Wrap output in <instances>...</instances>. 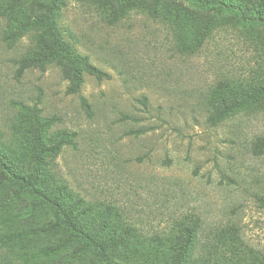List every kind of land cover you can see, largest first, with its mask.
Wrapping results in <instances>:
<instances>
[{
  "label": "rangeland",
  "instance_id": "obj_1",
  "mask_svg": "<svg viewBox=\"0 0 264 264\" xmlns=\"http://www.w3.org/2000/svg\"><path fill=\"white\" fill-rule=\"evenodd\" d=\"M13 1L0 0V11ZM51 1L0 13V156L29 178L39 140L61 143L46 158L45 185L133 244L120 264H264V98L225 114L216 90L228 78L264 83V26L222 14L189 55L203 29L182 20L205 12L180 0H162L157 20L150 1L119 0L114 14L117 0H58L64 38L109 75L84 74L72 93L57 64L21 74L14 64L40 35L27 29L32 8L47 14ZM25 206L34 207L27 192L0 186V264L3 240L26 232L21 210L29 221L51 215ZM36 238L23 246L43 250L48 241Z\"/></svg>",
  "mask_w": 264,
  "mask_h": 264
},
{
  "label": "trees",
  "instance_id": "obj_2",
  "mask_svg": "<svg viewBox=\"0 0 264 264\" xmlns=\"http://www.w3.org/2000/svg\"><path fill=\"white\" fill-rule=\"evenodd\" d=\"M22 1L14 0L0 13L4 17L13 14L16 9L21 8ZM145 1L151 2L147 13L153 19L163 17L160 10L162 0H137L136 8L142 9ZM181 3L205 12L203 16L189 13L191 17L182 20V24L188 26L191 33H196L201 27L203 29L202 34L197 33L184 47V51L189 55L197 53L213 36L217 28L215 24L222 14H230L247 25L264 26V0H180L178 6ZM45 7L47 14H37L36 7L31 10L27 29H33L40 35L34 49L14 62L17 73L21 74L29 68L44 69L48 64H57L64 78L70 82L72 93L79 92L84 82V74L93 76L98 81L109 79L108 74L92 66L87 58L80 56L64 38L58 26L60 2L52 0ZM114 14H121L119 0L116 1ZM217 85L216 90L224 92L228 99L227 103L222 102L220 106L225 114L264 98V83L261 82L245 84L240 78H228L219 81ZM41 142L39 140L36 145L35 164L29 178L14 170L8 157L0 156V186L17 185L27 192L34 205L31 209L25 206L28 208L27 212H31L28 216L37 212H51L47 218L37 217L34 221H29L28 217H25V209L20 211L19 217H23V221L19 222L26 232L3 240L2 246H7L3 264H120V254L133 244L125 238L114 241L107 221H86L80 212L76 213V206L68 207L61 192L56 195L53 190H48L44 180L48 167L46 158L49 155L55 156L62 144L48 148ZM262 203L264 205V198ZM36 237L48 242L43 246V250L35 253L23 244L32 243L34 239L37 240ZM17 245L22 249H17Z\"/></svg>",
  "mask_w": 264,
  "mask_h": 264
}]
</instances>
